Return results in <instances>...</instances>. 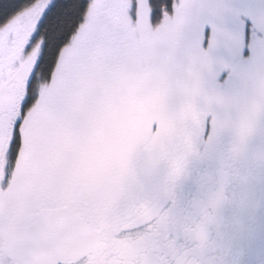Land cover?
<instances>
[{
	"label": "snow or ice",
	"instance_id": "6c2138e0",
	"mask_svg": "<svg viewBox=\"0 0 264 264\" xmlns=\"http://www.w3.org/2000/svg\"><path fill=\"white\" fill-rule=\"evenodd\" d=\"M0 264H264V0H0Z\"/></svg>",
	"mask_w": 264,
	"mask_h": 264
},
{
	"label": "trees",
	"instance_id": "16d2710c",
	"mask_svg": "<svg viewBox=\"0 0 264 264\" xmlns=\"http://www.w3.org/2000/svg\"><path fill=\"white\" fill-rule=\"evenodd\" d=\"M43 80H44V76H43V74H40V75L38 76L37 80L34 81V87L36 88V85L38 86V84H39L40 82L42 83Z\"/></svg>",
	"mask_w": 264,
	"mask_h": 264
},
{
	"label": "flooded vegetation",
	"instance_id": "af4514ba",
	"mask_svg": "<svg viewBox=\"0 0 264 264\" xmlns=\"http://www.w3.org/2000/svg\"><path fill=\"white\" fill-rule=\"evenodd\" d=\"M206 168H208V164H207V162H205V164H203L202 166H201V171H204Z\"/></svg>",
	"mask_w": 264,
	"mask_h": 264
},
{
	"label": "rangeland",
	"instance_id": "374dc122",
	"mask_svg": "<svg viewBox=\"0 0 264 264\" xmlns=\"http://www.w3.org/2000/svg\"><path fill=\"white\" fill-rule=\"evenodd\" d=\"M41 85V82L38 84V86L36 85V88H38Z\"/></svg>",
	"mask_w": 264,
	"mask_h": 264
}]
</instances>
